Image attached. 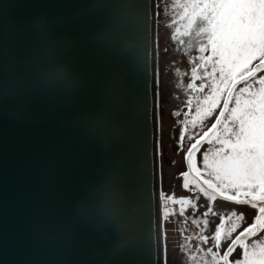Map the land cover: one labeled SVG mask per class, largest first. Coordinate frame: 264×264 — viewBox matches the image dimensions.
Here are the masks:
<instances>
[{
    "label": "water",
    "instance_id": "95a60500",
    "mask_svg": "<svg viewBox=\"0 0 264 264\" xmlns=\"http://www.w3.org/2000/svg\"><path fill=\"white\" fill-rule=\"evenodd\" d=\"M155 106L154 0H0V264H161Z\"/></svg>",
    "mask_w": 264,
    "mask_h": 264
},
{
    "label": "snow or ice",
    "instance_id": "6c2138e0",
    "mask_svg": "<svg viewBox=\"0 0 264 264\" xmlns=\"http://www.w3.org/2000/svg\"><path fill=\"white\" fill-rule=\"evenodd\" d=\"M174 3L183 8L179 17L185 21L177 27L176 33L188 38L186 41L181 39L179 43L201 54L211 50V56L195 57L201 63L192 68V78L201 79L197 69H204L208 83H202L199 90L203 91L207 86L209 93L203 97V105L197 99L195 118L180 122L185 125L181 128V144L185 139L186 126L190 124L193 129L203 126L219 104L218 94L223 95V108L216 122L190 144L185 154L189 171L182 174L185 177L184 188L189 186L187 178L193 168L194 154L203 142H207L210 147L203 153V164L210 179L205 180L208 189L201 190L205 192L209 206L204 216L215 215L211 202L218 193L226 190L232 194L223 195L224 200L250 205L257 210L253 223L247 227H243V214L233 211L227 217H220L221 223L211 237H200L205 243L211 239L216 249H220L222 242L230 241L222 256L209 247L205 255L210 254L212 260H205V264H229V256L236 246L242 250L241 259L233 264H264V238L246 243V238L264 231V76H256L264 71V0H174ZM173 39H176V34ZM256 59L259 63L253 65L252 61ZM240 83L244 87L237 90L235 86ZM257 84L258 89L255 88ZM188 88H193V84L189 83ZM230 102L232 107H229ZM187 139H194V135ZM256 189L260 190L258 197L238 198L241 190L244 196H248ZM160 199L163 207L165 196L162 192ZM167 199L173 201L174 197L168 196ZM177 202L181 204V214L186 207H195L187 198ZM204 223L208 224V221ZM242 227L243 230L238 232ZM237 232L233 239L232 235ZM164 255L166 257V250Z\"/></svg>",
    "mask_w": 264,
    "mask_h": 264
},
{
    "label": "rangeland",
    "instance_id": "374dc122",
    "mask_svg": "<svg viewBox=\"0 0 264 264\" xmlns=\"http://www.w3.org/2000/svg\"><path fill=\"white\" fill-rule=\"evenodd\" d=\"M182 11L183 8L174 3V0H154V50L157 95V189L160 232L162 233V258L164 264L165 259L166 264H205V262L196 260L200 256L189 254L192 246H189L192 242V239L189 240L190 230L192 229V213L190 211H195L196 207L190 206L189 212L182 215L181 212L175 213L177 209L175 205H178L177 201L181 198H187L190 201L189 186L187 189H184L185 177L182 175L185 172V154L190 144L194 143L208 129L206 125L211 121L213 115L216 112L218 113L217 109L223 95L218 94L220 96L219 104L213 113L204 121L203 126L196 129H193L190 124L186 126L185 139L181 144V128L185 127V125L180 122L194 119L197 99L203 105V97L209 93L207 86L203 91L199 90V86L202 83L205 85L208 83V78L204 76V69H197L198 76L201 79L193 80L192 78V68L201 63L195 57L199 55L211 56L210 49L201 54L195 49L188 50L184 45L179 43L181 39L185 41L188 39L176 33L177 27L185 22L180 20L179 17V13ZM173 17H175V21H173ZM174 34H176L175 40L173 39ZM257 62H259V59L253 60L252 64L255 65ZM208 71L211 72V68ZM215 75L217 78L219 77L218 72ZM256 76H264V71L257 73ZM189 83L193 84V88H188ZM219 86L221 88L223 87V85ZM240 87H244V84L240 83L236 89L238 90ZM255 88L258 89L259 85H255ZM232 106L233 104L231 103L230 107ZM176 113H179V115H176ZM189 135H194V139H187ZM203 145L205 152L209 149L210 145L207 142H204ZM216 147H219V145H216ZM201 167L204 170V164ZM194 173L200 178L204 177L205 180L210 179L207 169L206 174ZM187 179L189 184H194L189 177ZM213 182L216 181L213 180ZM161 192L165 196L163 207L160 199ZM193 192H195V189H193ZM168 196H173L174 200L169 201L167 199ZM178 196H181V198L178 199ZM196 202L199 204L200 200L197 198ZM229 213H231V208L229 209ZM174 214L177 215L176 222L172 220ZM178 232L180 239L175 235ZM182 238H185V241ZM262 238H264V232L255 240L260 241ZM195 247L196 245L192 246V249ZM165 250L166 257L164 255ZM214 252H217V250H214ZM241 252L239 250L240 254Z\"/></svg>",
    "mask_w": 264,
    "mask_h": 264
},
{
    "label": "flooded vegetation",
    "instance_id": "af4514ba",
    "mask_svg": "<svg viewBox=\"0 0 264 264\" xmlns=\"http://www.w3.org/2000/svg\"><path fill=\"white\" fill-rule=\"evenodd\" d=\"M235 87L237 88L238 85ZM222 104L223 103L221 102V105H220L221 108H222ZM230 106H231V102H230L229 107ZM219 109H220V107H219ZM226 115H227V113H226ZM217 116H218V114L216 112L213 115V118L211 119V121L208 122V124L206 125V127H208V129L211 128V125L216 122ZM203 144L200 145L199 151H197L193 157V168L191 170L192 171L191 182H193L195 185L189 184V193L191 196L190 201H191V204L195 205V207H196L195 211H190L192 213V229L190 230V236H189V240L192 239V242H191V244H189V246H191V245L195 246L196 245V247L194 249H192V246H191L189 254L200 256V258L196 259L199 262H205V260H207V261L212 260V257L210 254L205 255L207 252V249L209 247H212L213 252H214V250H217L221 256L223 255V252L225 251V249H227L228 243H230V241L222 242L220 249H216L213 246V242L211 241V239H209L205 243L204 241L201 240L200 237L201 236L211 237L214 234L217 225H219L221 223L220 217L221 216L227 217L230 214L229 213L230 208H231V213L233 211H235L237 214H240V213L243 214V216L245 218L243 227H247L249 224L253 223L254 217L257 215V210L253 209L250 205L236 204L234 201L224 200L223 195H225V194L231 195L232 194V192L230 190H228V192H225V193L224 192L218 193L217 198L211 202L212 212L215 213V215L210 213L208 216H204V213L208 210L209 201L205 195V192L202 191L201 189L202 188L208 189V185L205 183L204 177L200 178V177L196 176V174L194 173V172H196V173H200V174H206V169L204 168V170H203V168L201 167V165L203 166V161H202V156H203V152H204V145ZM197 169H199V171H197ZM213 183H216V182H213ZM193 189H195V192H193ZM253 195L258 197L260 195V190L256 189L253 194H250L248 196H244L243 190H241V195L238 198L252 199ZM177 198L180 199L181 196H178ZM197 198L200 200L199 204L196 202ZM177 204L178 205H175L177 208L175 210V213L181 212V204L178 202H177ZM189 207L190 206L185 208L182 215H185L189 212ZM172 220H173V222L177 221V215L176 214H174L172 216ZM205 220L208 221V224L204 223ZM225 226H226V224H225ZM243 227L240 228L238 230V232L242 231ZM238 232L234 233L232 235L233 239L235 238L236 235H238ZM262 232H264V231H262ZM262 232H258L257 235H255L254 237L247 238L246 243L251 244L252 241H254L256 238H258ZM171 233H172V231H171ZM175 235H177L178 239H180L179 238V236H180L179 232L175 233ZM185 238H182V239L184 240ZM236 248H237V250H234L229 256V264H233V262L235 260H238L241 258V254L239 253V250L240 251H242V250L240 249L239 246H236Z\"/></svg>",
    "mask_w": 264,
    "mask_h": 264
},
{
    "label": "clouds",
    "instance_id": "9594fccd",
    "mask_svg": "<svg viewBox=\"0 0 264 264\" xmlns=\"http://www.w3.org/2000/svg\"><path fill=\"white\" fill-rule=\"evenodd\" d=\"M57 73H63L66 75V69L63 66L59 65H52L49 67L37 66V68L33 72V76L41 77L45 81H47L48 78L54 76Z\"/></svg>",
    "mask_w": 264,
    "mask_h": 264
},
{
    "label": "bare ground",
    "instance_id": "6f19581e",
    "mask_svg": "<svg viewBox=\"0 0 264 264\" xmlns=\"http://www.w3.org/2000/svg\"><path fill=\"white\" fill-rule=\"evenodd\" d=\"M154 81H155V84H156V77L155 76H154ZM154 114H155V119H156V106H155Z\"/></svg>",
    "mask_w": 264,
    "mask_h": 264
}]
</instances>
